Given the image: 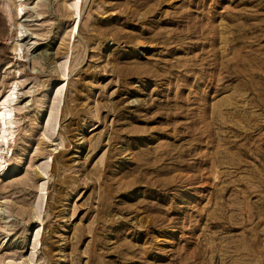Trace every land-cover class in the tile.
<instances>
[{
    "label": "rangeland",
    "instance_id": "rangeland-1",
    "mask_svg": "<svg viewBox=\"0 0 264 264\" xmlns=\"http://www.w3.org/2000/svg\"><path fill=\"white\" fill-rule=\"evenodd\" d=\"M0 140V264H264V0H0Z\"/></svg>",
    "mask_w": 264,
    "mask_h": 264
},
{
    "label": "bare ground",
    "instance_id": "bare-ground-1",
    "mask_svg": "<svg viewBox=\"0 0 264 264\" xmlns=\"http://www.w3.org/2000/svg\"><path fill=\"white\" fill-rule=\"evenodd\" d=\"M23 10V9H22ZM25 34V33H24ZM46 55L48 54V53H45ZM13 94H15V93H13ZM12 101V100H11ZM13 101H14V99H13ZM12 101V102H13ZM8 100L7 101H5V102H3L2 103V108H1V110H4V111H2V113H1V130L2 131H4L3 129L4 128H6L5 130L6 131H8L7 129H9V125L12 123V121H11V113H10V110H9V108H10V106L8 105ZM5 131V132H6ZM2 140H7V138H6V136L4 135L3 137H2ZM2 140H0V141H2ZM3 142V141H2ZM1 142V143H2Z\"/></svg>",
    "mask_w": 264,
    "mask_h": 264
}]
</instances>
